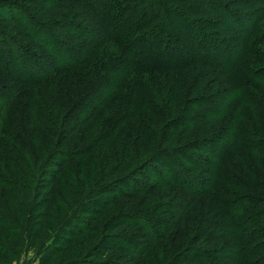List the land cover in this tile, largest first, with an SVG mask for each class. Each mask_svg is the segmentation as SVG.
<instances>
[{"label":"trees","instance_id":"1","mask_svg":"<svg viewBox=\"0 0 264 264\" xmlns=\"http://www.w3.org/2000/svg\"><path fill=\"white\" fill-rule=\"evenodd\" d=\"M16 4L0 6V17L25 30L30 42L20 40L15 30L8 33L0 27V74L15 82L9 87L12 90H0V118L6 120L5 108L17 88L42 89L20 102L23 110L12 116L10 121L20 127L18 135L0 133V143L7 139L12 144L6 150L11 153L9 165L18 171L15 176L33 184L35 168L72 162L75 153L60 151L63 141L100 115L108 134L124 125L128 132L130 128L133 141L125 139L119 149L126 158L137 151L132 157L137 168H128V175L150 179L148 193L158 185L175 184L176 179L169 176L173 173L186 177L182 186L196 183L187 187L196 193L202 189L197 171H208L212 179L207 190L215 194L206 217L220 212L209 225L206 217L200 218L186 239L184 228L193 200L181 206L168 223L154 216L159 212L164 217L170 209L153 203L112 223V230L142 229L147 240L141 243L144 237L140 236L141 244L132 245L119 234H109L101 247L110 253L117 245L131 248L138 258L131 264H141V256L153 242L168 241L171 232L175 239L183 236L188 242L171 264H264V0L34 2L47 8L49 16H59L56 11L66 4L81 5V11L72 8L63 21ZM251 11L255 12L250 16ZM217 122H221L217 131L191 141L188 152L176 150V137ZM134 137L151 141L150 152L144 155ZM176 155L192 166L176 167ZM45 171L51 180L63 175V168ZM131 178L126 174L108 189H118L120 184L122 194L141 193L142 187ZM51 180L46 188L52 186ZM219 183L231 187L230 191L221 189ZM239 228H243L240 233ZM231 235L236 238L233 244L228 241ZM54 248H43L42 263H49Z\"/></svg>","mask_w":264,"mask_h":264},{"label":"rangeland","instance_id":"2","mask_svg":"<svg viewBox=\"0 0 264 264\" xmlns=\"http://www.w3.org/2000/svg\"><path fill=\"white\" fill-rule=\"evenodd\" d=\"M36 1L0 0V6L5 7V3L17 2L15 5L17 8L29 10L30 12L33 10L39 14H44L43 17L61 19V21H63V18L70 17L72 8L75 12L82 9L80 4H66L62 10L56 11L60 13L59 16L56 14V16H49L50 14L47 13L48 9L34 4ZM12 6L16 11L15 6ZM241 10L245 9L242 8ZM254 12H249L250 16ZM91 15L93 16V13ZM5 18V16L3 18L0 17V27L4 28L8 33L11 30H15L14 33H16L18 38L29 44L30 38L26 35L25 30L20 29L12 22L5 21ZM221 24L227 25L225 22ZM15 27L19 29L17 30ZM63 32L66 33L64 30ZM229 44L234 46L236 42ZM195 67L197 69L200 68L198 66ZM14 84L13 80L0 74V90H12L9 87ZM201 87H199V90ZM41 89L39 86L27 85L16 89L18 93L13 96L9 105L5 108L6 120L0 118V124L7 125V128L0 126V133L10 134L12 137L19 132L20 127L10 121L12 116H18L23 110L24 106L21 103L25 102L27 96L33 93L37 94V91ZM187 94L188 91L185 92L184 96ZM24 114L28 115V111H25ZM99 118L100 115H97L91 120L87 128L79 129L77 133L68 136L63 141L60 151L75 153L73 161L69 163L62 161V167L57 168L46 166L45 164L40 170L35 168V181L33 184H28L20 177L15 176L18 171L9 165L11 153L6 150L12 148V144L7 139L0 143V264H46L40 261L41 256L44 254L43 248L46 246L48 248L56 247L54 248V254H51L48 259V264H75V262H81L82 264L89 262V264H131V262L138 259L137 254L133 253L131 248L127 247L124 250L117 245L116 249L110 253L100 245L109 234H119L126 239L127 243L132 245L141 244L148 239L142 229H129L128 226H124L112 230V223L120 219L119 216L127 212L132 213V216H134L142 212V210L152 207L153 203H155L157 207H167L170 211L164 217L160 216L158 212L154 219L161 220L160 222L162 223L163 221L168 223L170 219L177 216L181 206L193 200V204L188 211L189 223L184 228L186 229L184 233L186 239L194 231L195 222H198L200 218L206 217L208 205L215 194L207 190L208 183L212 179L208 171H201L200 173L197 171V176L202 180V189L196 193L187 190V187L193 188L196 183H187V187L182 186L180 183L186 177L176 173L169 175L176 179L174 180L176 181L175 184L163 187L158 185L156 190L148 193L151 189L150 179L141 175L138 177L132 176L133 178H131L128 175L130 174L128 168H137V165L133 164L134 161L132 160L137 151L130 153V156L126 158L123 157L119 149L125 139L126 142L133 141L130 128L128 132L124 129V126H126L124 125L117 128L114 134H108L106 133L107 124L102 123ZM220 124L221 122H217L214 126H208L203 131H200L198 127H194L193 129L197 130L196 133L191 129L186 135L176 137L173 142L176 150L188 152V146L191 141L203 136H209L207 133L216 132ZM22 129L24 132L27 131L26 128ZM125 134L129 135V137H124ZM134 140L136 146L138 145L143 154L150 152L151 141H139L137 137H134ZM214 144L217 145L218 143ZM208 160H212L211 157ZM200 162L207 165L208 170H211L212 166L208 165L203 159ZM175 165L179 168L192 166L181 155H176ZM60 168L61 171L63 168L62 176L51 180L45 174V170L51 172ZM126 174L129 178L135 180L137 185L142 187L141 193L137 192L133 196L131 194H122V189H120L122 185L120 184L118 189L117 187L116 189H108L116 179L119 178L120 180ZM50 180L53 181V184L51 187L46 188ZM162 182L165 181L163 180ZM218 185L221 189L227 190V192L231 189V187L222 183ZM112 186L115 187V185ZM116 190L120 191L115 193ZM36 193L38 195L35 196ZM53 194L56 195L53 196ZM183 196H185V199ZM145 200L149 202V205L147 203L143 204ZM234 208L235 206L231 207L230 211ZM219 217L220 212L215 213V215L210 217L211 219L206 217L205 223L209 225L217 221ZM61 229L67 232V235H60L59 230ZM242 229H238L239 233ZM140 236L144 237L141 243L139 241ZM168 236H170L168 241L160 242L159 239H156L153 242V245L141 256V264H171L173 256L184 248L188 242H184L183 236L175 239L176 237L171 232ZM228 239L230 244H233L236 238L231 235ZM40 244L42 245L39 246ZM221 244L222 241L219 246ZM95 254L98 255V259ZM225 254L229 256L230 252ZM233 256L231 254L230 258H234ZM198 264L214 263L205 261Z\"/></svg>","mask_w":264,"mask_h":264}]
</instances>
